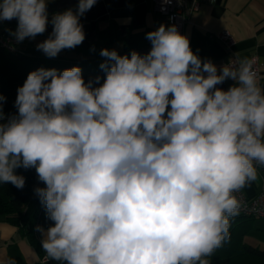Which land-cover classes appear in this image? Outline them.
<instances>
[{"label":"clouds","instance_id":"obj_1","mask_svg":"<svg viewBox=\"0 0 264 264\" xmlns=\"http://www.w3.org/2000/svg\"><path fill=\"white\" fill-rule=\"evenodd\" d=\"M50 2L0 0V22L18 21L17 42L51 23L37 49L55 58L83 43L80 18L98 0L49 20ZM146 39L144 55L102 49L103 78L86 82L79 66L31 71L14 114L0 94V184L23 189L16 170L35 169L44 186L34 194L52 222L35 231L58 264H210L239 214L235 193L264 168V87L253 62L218 69L175 24Z\"/></svg>","mask_w":264,"mask_h":264},{"label":"crops","instance_id":"obj_2","mask_svg":"<svg viewBox=\"0 0 264 264\" xmlns=\"http://www.w3.org/2000/svg\"><path fill=\"white\" fill-rule=\"evenodd\" d=\"M194 1L196 0H188L189 6ZM198 1L200 7L189 11L184 30L192 51L202 60H211L218 69L230 60H251L256 57L262 65L260 84L264 87V0H215L212 3ZM70 8L75 11L76 5ZM80 23L85 32V40L80 45L82 47L90 45L98 29H107L115 24L122 37L132 35L148 52L151 42L146 39V34L156 30L161 24L166 25L155 12L151 0H98L80 18ZM224 31H228L235 39L231 47L218 37ZM51 32L52 25L49 23L46 38ZM121 44L119 42V48L122 47ZM68 51L69 49L62 50L58 56L68 55ZM85 54L80 53V56ZM232 84L233 81L227 80L218 87L227 90ZM257 189L258 182L254 181L243 190L246 195L254 196ZM36 201L37 197L21 218L0 219V264L8 259H14L16 264H44L41 261V249L35 242L36 239L41 241V233H35L34 240L24 227Z\"/></svg>","mask_w":264,"mask_h":264},{"label":"trees","instance_id":"obj_3","mask_svg":"<svg viewBox=\"0 0 264 264\" xmlns=\"http://www.w3.org/2000/svg\"><path fill=\"white\" fill-rule=\"evenodd\" d=\"M50 18V17H49ZM17 24L0 22V29L6 32H14ZM119 42L122 47L119 48ZM115 49L120 55L129 54L135 50L141 55L148 53V49L141 46L132 35L122 37V34L115 24L107 29L97 30L95 38L88 47L77 46L69 49L68 55L49 58L46 55L26 54L10 52L0 46V94L6 97L4 112L14 114L16 109L14 102L17 96L18 87L22 86L27 75L38 68H56L60 71L79 66L87 82L96 76L104 77V72L99 64L105 59L99 55L102 49ZM86 54L82 57L80 53ZM66 59V60H65ZM102 82V80H101ZM17 174L25 177L23 189H17L11 183L0 184V219L21 218L26 209L37 197L34 194L35 187L44 185L38 181L35 169H17ZM249 216L237 215L230 219V238L216 249L206 259L210 264H264V248L252 245L244 240ZM52 222L46 218L45 207L39 198L30 212L25 228L27 233L34 239L35 228L41 225L47 228ZM35 240V239H34ZM40 246V241H35ZM40 244V245H39Z\"/></svg>","mask_w":264,"mask_h":264},{"label":"built area","instance_id":"obj_4","mask_svg":"<svg viewBox=\"0 0 264 264\" xmlns=\"http://www.w3.org/2000/svg\"><path fill=\"white\" fill-rule=\"evenodd\" d=\"M155 12L164 20L166 26L175 24L178 31L184 35L185 25L187 23V15L190 10H197L200 7V1L196 0L189 6L188 0H172L170 4H165L163 0H151ZM208 2H214L215 0H206ZM218 37L223 40L228 46H232L235 43V39L228 32L224 31L218 34ZM22 42H17L15 37L4 29H0V46L5 48L10 52H17L19 50V45ZM253 62V70L257 74V79L260 83L261 81V63L255 57L251 59ZM236 63L238 60H230L227 63ZM261 85V84H260ZM258 171V189L254 196H248L242 189L240 192L235 193L240 201V211L238 215L249 216L252 218H264V168L257 167ZM44 252V250H43ZM41 261L44 264H54L46 253L41 255Z\"/></svg>","mask_w":264,"mask_h":264},{"label":"rangeland","instance_id":"obj_5","mask_svg":"<svg viewBox=\"0 0 264 264\" xmlns=\"http://www.w3.org/2000/svg\"><path fill=\"white\" fill-rule=\"evenodd\" d=\"M67 9H69V8H67ZM67 9H64L62 11H65ZM46 36L47 35L45 33H43L41 35H37L35 38H26L19 45V51L21 53H26V54L27 53H34V54L45 55L42 51L37 49V44L44 41L45 39H47ZM256 181L259 182L258 177H257ZM247 226L248 227L245 228L246 234H245L244 240L246 242L252 244V245L258 246L260 248H264V219H262V218L250 219L247 223ZM35 233L38 234L39 232L36 231ZM39 247H40L41 252H42L41 255H43L44 252H43L41 245ZM54 264H58V262L54 261Z\"/></svg>","mask_w":264,"mask_h":264},{"label":"water","instance_id":"obj_6","mask_svg":"<svg viewBox=\"0 0 264 264\" xmlns=\"http://www.w3.org/2000/svg\"><path fill=\"white\" fill-rule=\"evenodd\" d=\"M77 3H78V0H51V2L48 4L49 16L61 10L77 5ZM3 23L17 24L18 21L16 19H13L11 21H3Z\"/></svg>","mask_w":264,"mask_h":264}]
</instances>
